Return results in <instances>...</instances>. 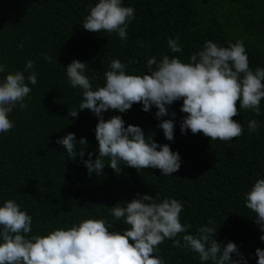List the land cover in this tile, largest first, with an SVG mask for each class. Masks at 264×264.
<instances>
[{
  "label": "trees",
  "instance_id": "trees-1",
  "mask_svg": "<svg viewBox=\"0 0 264 264\" xmlns=\"http://www.w3.org/2000/svg\"><path fill=\"white\" fill-rule=\"evenodd\" d=\"M96 3L0 0V63L6 66L0 81L23 71L28 60L35 62L30 71L37 74V84L29 85L32 91L25 98L28 107L21 110L17 105L9 114L14 127L0 133V206L15 200L32 217V234H47L89 218H106L114 226L110 230H123L127 226L113 219L110 207L118 202L124 207L137 194L156 196L157 202L172 198L183 204L181 222L192 225L190 234L211 218L214 223L208 226L217 229V241L235 243L247 264H257L255 250H264L260 240L264 232L246 207L245 194L264 178V99L260 115L240 109L233 117L244 131L229 141H210L190 130L182 134L180 123L186 115L180 111L182 100L168 106L170 113H176L173 141L166 140L158 127L154 106L149 112L134 104L126 113H104L105 120L120 115L125 126L138 125L146 136L178 152L181 167L169 176L159 169L138 173L123 163L121 173L106 165L103 175H89L80 158H69L56 140L74 133L77 140H87L85 160L88 152L93 160L98 155L94 131L98 118L89 110L80 111L77 118L68 116V111L79 110L82 90L71 86L66 69L58 65L66 67L73 60L87 63L85 75L94 78L95 89L105 84L104 73L114 59L126 64L128 74L143 75L151 57L159 62L163 55L175 56L188 63L205 41L227 47L229 41L242 40L249 67L255 71L264 68V0H122L123 6L135 9L124 41L116 33L82 28ZM177 37L182 50L173 53L168 39ZM45 54L56 57L58 65L48 63ZM250 120L259 122L257 132L249 131ZM157 255L165 264H211L201 262L195 252L173 247L172 240L159 245Z\"/></svg>",
  "mask_w": 264,
  "mask_h": 264
},
{
  "label": "clouds",
  "instance_id": "clouds-1",
  "mask_svg": "<svg viewBox=\"0 0 264 264\" xmlns=\"http://www.w3.org/2000/svg\"><path fill=\"white\" fill-rule=\"evenodd\" d=\"M134 13L135 9L123 6L122 0H98L84 18L82 28L94 33H116L124 41ZM19 47L22 49L23 44ZM168 47L173 53L181 52L179 37L169 38ZM44 59L57 64L56 57L45 54ZM87 65L73 60L66 67L58 66L66 69L71 86L82 90L79 110L68 111V116L77 118L80 111L89 110L98 118L94 130L98 155L93 160V153L88 152L85 160L87 140H77L74 133L56 143L69 158L75 161L79 157L89 175H103L106 165L121 173V163L138 173L141 169H159L163 176L172 175L181 167L180 154L169 144H158L138 125L125 126L120 115L105 120L106 112L126 113L134 104H142V110L149 112L154 106L158 127L168 141L174 140L176 116L168 106L176 101H183L180 111L186 114L180 123L181 133H202L210 141H229L243 134L241 123L233 119L240 109L252 110L256 115L261 112L264 68L250 69L242 40L229 41L227 47L205 41L188 63L175 56L163 55L159 62L151 57L143 75L128 74L126 64L114 59L110 70L104 73L105 84L95 89L91 82L94 78L85 75ZM34 66L35 62L28 60L23 71L9 73L0 81V133L14 127L9 114L17 105L21 110L28 107L25 98L32 91L29 85L37 84L36 72L30 71ZM5 68L0 63V73ZM166 116L171 118L162 119ZM258 125V121L250 120L249 131L257 132ZM245 196L246 207L255 213L254 222L264 232V178L256 180ZM182 211L183 204L176 199L157 202L156 196L137 194L124 207L119 202L110 207L113 219L123 220L127 226L123 230H110L114 226L106 218H89L67 229L32 234V217L15 200L8 199L0 206V264H165L157 255L165 240H172L175 248L197 253L201 262L247 264L235 243L217 241V229L208 226L214 223L211 218L208 225L190 234L192 225L181 222ZM181 234V239H177ZM260 240L264 241V235ZM255 256L257 264H264V250L257 248Z\"/></svg>",
  "mask_w": 264,
  "mask_h": 264
}]
</instances>
